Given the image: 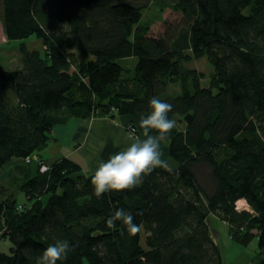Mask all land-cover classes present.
Returning a JSON list of instances; mask_svg holds the SVG:
<instances>
[{"label": "trees", "instance_id": "trees-1", "mask_svg": "<svg viewBox=\"0 0 264 264\" xmlns=\"http://www.w3.org/2000/svg\"><path fill=\"white\" fill-rule=\"evenodd\" d=\"M148 1L0 0L10 40L43 42H21L18 69L0 63V168L14 158L33 164L20 184L25 201L0 188V234L11 242L0 264H40L58 240L70 251L57 264H224L212 214L228 222L234 242L258 238L247 264H264V0H155L164 16L143 25ZM203 56L214 68L208 85L186 64ZM173 82L180 92L167 91ZM153 97L172 105L176 121L169 169L134 188L98 198L92 171L42 156L71 116L140 114ZM240 198L249 208H237ZM120 208L136 234L107 223Z\"/></svg>", "mask_w": 264, "mask_h": 264}, {"label": "rangeland", "instance_id": "rangeland-1", "mask_svg": "<svg viewBox=\"0 0 264 264\" xmlns=\"http://www.w3.org/2000/svg\"><path fill=\"white\" fill-rule=\"evenodd\" d=\"M146 8L142 9V15L140 23L143 25L148 24V22L159 18L160 16H164L163 12L161 11V6L157 4L155 0L148 1ZM168 17L173 16L176 18L175 15L166 13ZM155 28H157L154 25ZM21 42L25 43L28 48H42L43 42H41V39L36 38L34 36H30L27 39H17L16 41L10 40L7 35L4 33L3 30V23L0 22V63L5 66L7 69H18L20 67V61H21V50H20V44ZM77 52L79 50V47L77 46L75 49ZM124 64L127 67L133 68L134 60L133 57L128 56L124 57ZM186 64L190 67H195L196 69L200 70L204 76L202 78V84L208 85L212 83V77L214 74V68L211 65L210 60L208 57L203 56L201 58H195L191 59L186 62ZM168 92L171 94L178 93L179 91V84L176 82L170 83L168 86ZM150 111L141 112L140 114L135 115H129L127 113L121 112V110L113 109L112 113L108 114H102L100 112H93L91 114H87L86 116L82 115H73L71 116V121L69 124H66L65 126H55L53 136L54 138L50 140V143L42 150L43 154L46 155V159L49 161V159H54L55 157H58L61 151L60 150H69L72 148V150H77L79 146H83L87 150H91L93 154L92 158V165L96 166L97 163L103 161L107 162L109 157L111 155H114L123 149L127 148L130 144L127 142V140H123L121 138V134H116L113 137V141L111 143L112 148H110V151H104L105 148H107L109 142L99 141L97 143L96 137H89L90 129L92 125L98 126L99 124H104L103 122L99 121L98 123H90L91 121H97L102 118H111L113 121L118 124V133L123 129L127 127L128 130V138H130L131 141H135L137 139L143 140L146 137L143 135V129L140 127V120L145 117ZM84 120H88L89 123L83 124L82 122ZM69 121V120H68ZM67 121V122H68ZM139 126L140 133L137 134L130 129L131 126L134 125ZM107 126V125H106ZM104 125L106 130L109 132H112V136L114 134L115 128L113 126L109 127L110 129ZM61 127V129H60ZM131 130V131H130ZM109 134V133H108ZM93 135V134H92ZM111 135V134H110ZM150 135H156V134H150ZM127 144V147L125 145ZM63 147V148H62ZM105 147V148H104ZM125 147V148H124ZM69 148V149H68ZM100 148L101 152L103 153V157L100 158L98 156V149ZM160 150L163 153L162 159H165L167 150V142L166 140L161 142ZM71 151V150H70ZM64 153V152H63ZM53 158H50L54 155ZM75 155L74 153H72ZM101 154V153H99ZM107 159V160H106ZM75 161V160H74ZM89 161V159H88ZM78 162V161H75ZM90 162V161H89ZM80 163V162H79ZM30 165V166H29ZM89 165V163H88ZM32 163H25L23 160L20 161L19 159H12L8 164L0 168V188L2 186L9 187L12 191H14L17 195V197L25 201V197L23 196V192L21 189V182L23 180V177L25 176V173L28 171H32ZM41 168V167H40ZM48 168V165H46L44 168H41V172H45ZM23 176V177H22ZM209 178L206 179V183L208 187L210 188ZM21 201V202H22ZM237 208L244 209L249 208V205L246 203L243 205H239L237 203ZM208 222L211 227V232L214 235V238H216L218 244H220L222 248V253L224 254V264H247L250 263V261H256L258 257V238H254L250 244L242 245L241 243L234 242L231 238L230 232H229V224L224 219H221L216 214H212L208 217ZM4 238V239H3ZM9 240H7L5 237H3L0 234V248L1 250H8V247L10 246Z\"/></svg>", "mask_w": 264, "mask_h": 264}, {"label": "clouds", "instance_id": "clouds-1", "mask_svg": "<svg viewBox=\"0 0 264 264\" xmlns=\"http://www.w3.org/2000/svg\"><path fill=\"white\" fill-rule=\"evenodd\" d=\"M150 112L140 120L143 129V140L137 139L124 150L111 155L107 162H99L91 175L95 195L99 198L110 191L129 190L142 183L143 177L156 168L169 169L166 160L162 159L161 142L165 141L170 131L176 126L174 119H169L172 105L158 97L149 102ZM154 130L157 135H150ZM122 222L130 234H136L139 226L133 222V216L123 208L117 209L109 216L107 223L114 225ZM70 251L69 242L58 240L43 250L40 264H57L66 258Z\"/></svg>", "mask_w": 264, "mask_h": 264}, {"label": "crops", "instance_id": "crops-1", "mask_svg": "<svg viewBox=\"0 0 264 264\" xmlns=\"http://www.w3.org/2000/svg\"><path fill=\"white\" fill-rule=\"evenodd\" d=\"M70 121H71V119L68 121V122H65L64 124H58V126H65L66 124H69L70 123ZM99 121H101V122H103L104 124H99L97 127L96 126H94V125H92V127H93V129L91 128L90 129V133H89V137L91 136V138L92 137H96V139L95 140H97V143L99 142V141H101V142H104V141H107L108 140V142H109V144H108V146H107V148H105L104 149V151H110L111 149L110 148H112V145H111V143H112V141H113V137H115L114 135H116V134H121L122 136H121V138L123 139V140H127V142L130 144V143H132L133 141H131L130 140V138H128V130H127V127H126V129L124 128L123 129V127H121V125H119V127L122 129L121 131H120V133H118V124H116L114 121H113V119H111L110 117L109 118H107V117H105V118H102V119H100V120H97V121H91L90 123H98ZM83 124H87V123H89V121L88 120H84L83 122H82ZM89 123V124H90ZM104 125L108 128V130L110 129L109 127H111V126H113L114 128H115V131H114V134H113V136H112V132H108L107 130H106V128L104 127ZM60 129H61V127H60ZM109 133V134H108ZM93 134V135H92ZM111 134V135H110ZM55 136V135H54ZM125 147H127V144L125 145ZM124 147V148H125ZM63 148V147H62ZM69 149V148H68ZM71 150V151H70ZM91 150H93V148H91ZM91 150H87L86 148H84L82 145L81 146H79L78 148H77V150H72V148H70L69 150H60L61 151V153L60 154H63V155H61V156H68V157H70L72 160H75V161H78L77 163H79L80 165H81V167H82V171L83 172H86V173H89V171H94L95 170V168L97 167V165H98V163L96 164V166H93L92 165V158H93V154H92V152H91ZM124 150V149H123ZM64 152V153H63ZM72 153H74L75 155H73ZM99 153H101V154H99ZM104 153V152H103ZM103 153L101 152V150H100V148L98 149V156H100V158H102L103 157ZM42 154H43V152H42ZM43 157H45L46 155H42ZM55 156H58V155H54V156H52V157H50V158H53V157H55ZM88 159H89V161H88ZM107 160V159H106ZM88 163H89V165H88Z\"/></svg>", "mask_w": 264, "mask_h": 264}, {"label": "bare ground", "instance_id": "bare-ground-1", "mask_svg": "<svg viewBox=\"0 0 264 264\" xmlns=\"http://www.w3.org/2000/svg\"><path fill=\"white\" fill-rule=\"evenodd\" d=\"M237 203H238L239 205H243V204H245V203L248 205V202L246 201L245 198H244V199L240 198V199L237 201Z\"/></svg>", "mask_w": 264, "mask_h": 264}, {"label": "built area", "instance_id": "built-area-1", "mask_svg": "<svg viewBox=\"0 0 264 264\" xmlns=\"http://www.w3.org/2000/svg\"><path fill=\"white\" fill-rule=\"evenodd\" d=\"M132 127L133 126H131L130 129H132ZM132 130L134 131V129H132ZM46 165H47L46 163L45 164L43 163L41 168H44Z\"/></svg>", "mask_w": 264, "mask_h": 264}, {"label": "water", "instance_id": "water-1", "mask_svg": "<svg viewBox=\"0 0 264 264\" xmlns=\"http://www.w3.org/2000/svg\"><path fill=\"white\" fill-rule=\"evenodd\" d=\"M214 242H217L216 238H214Z\"/></svg>", "mask_w": 264, "mask_h": 264}]
</instances>
